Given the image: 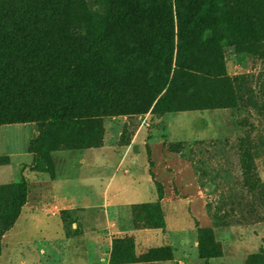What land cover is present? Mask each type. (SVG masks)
Returning a JSON list of instances; mask_svg holds the SVG:
<instances>
[{"label": "trees", "instance_id": "16d2710c", "mask_svg": "<svg viewBox=\"0 0 264 264\" xmlns=\"http://www.w3.org/2000/svg\"><path fill=\"white\" fill-rule=\"evenodd\" d=\"M21 2L15 8L13 0H0V126L37 125L28 151L35 165L43 159L51 178L52 153L91 147L101 133L99 117L187 110L195 97L193 72L204 52H214L228 13L224 0ZM147 174L157 194L150 206H160L163 185L152 170ZM0 195L1 237L26 202L27 183L0 185ZM156 217L150 227L164 230V217ZM197 242L199 259L216 257L209 229L197 228ZM167 251L151 249L136 258L133 239L117 238L109 264L155 255L171 260Z\"/></svg>", "mask_w": 264, "mask_h": 264}, {"label": "rangeland", "instance_id": "374dc122", "mask_svg": "<svg viewBox=\"0 0 264 264\" xmlns=\"http://www.w3.org/2000/svg\"><path fill=\"white\" fill-rule=\"evenodd\" d=\"M13 1L15 8L22 6ZM224 1L228 13L214 52H204L193 72L195 97L188 109L161 117H99L101 133L85 152L88 165L99 155L94 148L105 146L109 164L114 158L120 170L125 166L147 185L152 170L173 211L165 216L161 202L151 207L156 199L132 206L133 221L155 226L162 215L179 227L164 246L173 264H264V0ZM19 131L15 125L0 127V152L20 148ZM33 165L47 172L43 159ZM48 170L54 171L53 163ZM144 181L141 193L148 196ZM197 228L210 230L216 257L199 259Z\"/></svg>", "mask_w": 264, "mask_h": 264}, {"label": "crops", "instance_id": "0c3cea01", "mask_svg": "<svg viewBox=\"0 0 264 264\" xmlns=\"http://www.w3.org/2000/svg\"><path fill=\"white\" fill-rule=\"evenodd\" d=\"M14 125L19 127L21 144L18 150L0 152V168H6L0 171V185L18 183L23 178L27 198L13 225L0 237L3 264H109L113 240L124 237L133 239L136 258L171 245L172 234L179 230L176 224L169 225L165 220L162 230L138 227L133 221L132 206L157 199L150 177L147 185L146 179L127 172L125 166L120 170L121 164L114 158L109 164L108 151L101 146L94 148L99 155L92 157L94 163L88 165L85 152L93 149L54 152L51 178L33 167V155L28 151L30 142L38 136L37 125L2 127ZM85 167L89 169L85 171ZM142 181L148 196L141 193ZM164 191L161 208L166 216L173 209ZM174 262L157 259L129 264Z\"/></svg>", "mask_w": 264, "mask_h": 264}]
</instances>
